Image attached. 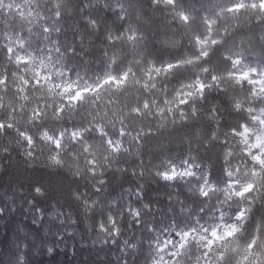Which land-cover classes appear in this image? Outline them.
Masks as SVG:
<instances>
[{
  "label": "trees",
  "instance_id": "obj_1",
  "mask_svg": "<svg viewBox=\"0 0 264 264\" xmlns=\"http://www.w3.org/2000/svg\"><path fill=\"white\" fill-rule=\"evenodd\" d=\"M12 1H0V264H153L162 236L217 208L243 215L212 264H264V166L240 135L264 90L233 74L235 51L264 63V7ZM27 44L69 79L118 81L69 99L17 58ZM184 161L198 172L166 174ZM233 179L250 187L230 191ZM205 250L189 237L172 264Z\"/></svg>",
  "mask_w": 264,
  "mask_h": 264
},
{
  "label": "rangeland",
  "instance_id": "obj_2",
  "mask_svg": "<svg viewBox=\"0 0 264 264\" xmlns=\"http://www.w3.org/2000/svg\"><path fill=\"white\" fill-rule=\"evenodd\" d=\"M19 1L13 0V7H19L21 5ZM8 3L9 1L5 4L8 5ZM246 3L264 7V0H250L249 2L238 0L230 7L243 6ZM199 43L202 44V41H199ZM233 56L237 62V67L233 74L238 78L248 79L255 87L264 90V63L256 58L244 56L240 51L233 52ZM17 58L28 62L34 68L40 80L69 99H75L85 92L94 91L105 82L118 81V79L111 75H105L98 81L69 79L62 72L57 60H54L52 53L37 54L30 44L24 45ZM240 135L246 150L264 166V108L255 111L252 123L245 125ZM181 162H170L166 174L171 176L178 172L183 174L198 172V169L193 164L186 161ZM202 186L209 189L213 185L204 180ZM249 187L250 184L241 183L236 179L230 180L227 185L228 190L238 194L244 192ZM242 215V211L229 214L217 208L211 213L208 220L203 225H199L198 228L162 236L159 245L160 252L153 264H172L184 241L192 236H197L206 249L201 264H212L208 254L210 247L215 246L218 241L232 235L240 227Z\"/></svg>",
  "mask_w": 264,
  "mask_h": 264
}]
</instances>
